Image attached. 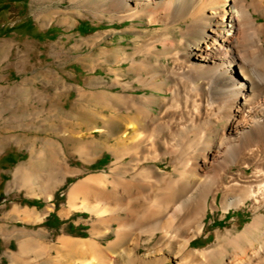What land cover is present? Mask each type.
Wrapping results in <instances>:
<instances>
[{
	"label": "bare ground",
	"instance_id": "obj_1",
	"mask_svg": "<svg viewBox=\"0 0 264 264\" xmlns=\"http://www.w3.org/2000/svg\"><path fill=\"white\" fill-rule=\"evenodd\" d=\"M103 12L111 20L148 16L150 25L163 26L144 59L131 61L134 71L155 75L140 79L144 88L171 95L111 100L104 94L98 119L106 148L116 139L118 158L133 151L138 156L148 146L146 162L171 157L173 168L161 174L155 166L120 163L110 183L107 176L79 183L70 210L115 221L119 243L133 233L137 239L163 233L172 252L161 258L164 264H264V0H105ZM103 59L105 64L113 54L105 51ZM233 166L240 168L237 174L230 172ZM86 189L99 190L115 210L76 205ZM246 206L253 218L243 232L235 225L217 232L215 245L191 249L210 210L221 208L226 217ZM103 251L95 241L78 250L94 256ZM134 258L143 262L137 252Z\"/></svg>",
	"mask_w": 264,
	"mask_h": 264
},
{
	"label": "rangeland",
	"instance_id": "obj_2",
	"mask_svg": "<svg viewBox=\"0 0 264 264\" xmlns=\"http://www.w3.org/2000/svg\"><path fill=\"white\" fill-rule=\"evenodd\" d=\"M104 3L0 0V264H164L161 258L172 255L162 242L163 233L154 239L145 233L137 239L133 233L119 243L115 221L102 223L91 211L69 208L71 192L79 183L101 176L110 183L120 163L155 166L161 174L173 168L171 157L146 162L148 146L143 155L133 151L118 158L113 151L116 139L106 148L98 119L104 94L111 100L171 95L144 88L140 79L149 81L155 75L134 71L131 61L144 59V49L163 26L150 25L148 16L111 20L104 16ZM174 35L181 38L179 32ZM105 51L113 59L104 64ZM154 109L158 113L159 108ZM239 169L233 166L230 172L237 174ZM84 191L76 205L86 201L115 210L99 190ZM224 216L221 208L210 210L206 230L191 249L215 245L217 232L235 225L236 232H243L253 212L246 206ZM91 241L104 254L78 252L82 243ZM160 248L164 251L157 255ZM134 252L142 263L135 261Z\"/></svg>",
	"mask_w": 264,
	"mask_h": 264
}]
</instances>
